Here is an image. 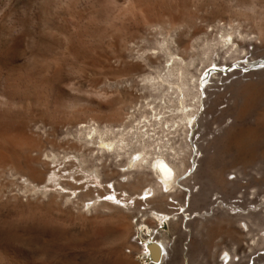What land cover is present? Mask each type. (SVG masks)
I'll use <instances>...</instances> for the list:
<instances>
[{
    "label": "rangeland",
    "instance_id": "rangeland-1",
    "mask_svg": "<svg viewBox=\"0 0 264 264\" xmlns=\"http://www.w3.org/2000/svg\"><path fill=\"white\" fill-rule=\"evenodd\" d=\"M186 8L195 12L188 23L172 18ZM218 25L233 30L235 52L228 53L231 44L218 34L222 43H213L218 52L213 68L219 74L204 95L194 127L196 164L190 169L194 155L186 154L187 181L178 196L159 205L134 195L128 186L103 191L106 186L112 189L116 181L99 185L103 177L98 179L80 167H75L76 176L85 178L79 183L68 179L72 173L65 171L66 164L77 160H61L70 151L63 142L66 126L90 118L113 123L120 114L127 118L132 107L148 95L143 79L155 71L148 66L150 57L158 62L156 66L165 65L168 59L158 42L181 35L189 45L197 27L204 32ZM254 63L256 67H249ZM114 95L125 102L110 106ZM249 95L257 96L253 110L241 117ZM263 112L264 0H0V264H153L143 250L149 241L156 245L158 240L182 247L185 264H212L213 258L220 264L231 260L260 264L264 246L254 254L230 259L221 255L229 248L225 229L212 230L224 218L252 209L264 211V194L256 204L244 201L240 194L257 179L264 180V119L259 116ZM23 116L33 121L25 134L18 129ZM45 118L62 124L58 136ZM175 141L170 143L174 146ZM91 147L93 162L98 164V145ZM54 150L58 158L45 156ZM246 153L247 165L243 166L240 158ZM104 156L111 169L127 171L117 167L111 154ZM229 170L230 180L239 174L234 172L241 173L234 192H224L217 183L218 174ZM54 171L58 176L48 181ZM29 176L37 184L26 181ZM124 178L119 180L126 183ZM62 182L85 187L74 192ZM89 186L93 193H86ZM99 188L102 197L93 205L90 197H98ZM80 193L83 200L77 201ZM62 194H69L70 202ZM100 201L114 209H103ZM242 223L235 225L247 232ZM122 230L125 238L120 237ZM108 231L113 233H107L109 238ZM258 231L248 242L252 246L264 237ZM120 239L127 245L117 257Z\"/></svg>",
    "mask_w": 264,
    "mask_h": 264
},
{
    "label": "bare ground",
    "instance_id": "bare-ground-1",
    "mask_svg": "<svg viewBox=\"0 0 264 264\" xmlns=\"http://www.w3.org/2000/svg\"><path fill=\"white\" fill-rule=\"evenodd\" d=\"M194 14L195 12L186 8V11H182L180 14H173L172 18L179 22L182 19L187 21L188 18ZM226 27L227 26L225 25H218L212 27L210 30L208 28L204 32L202 31L201 27H197L193 34L194 39L191 44L189 41V45H187L188 39L180 37L181 35H175L170 40L164 39L162 42H158V45L161 46L164 57H167L168 59L166 60L165 65L156 66L155 64L158 62L154 61L153 58L150 57V60H148V66L154 68L155 71H153V73H149L143 79L145 90L148 92V95L143 96V100L138 106L132 107V111L127 118H124V115L120 114L118 119L113 123L102 122L100 120L90 118L86 121H78L73 127L66 126V130L61 126L62 130L64 129V133L66 134L63 142H65L70 147V151H66L61 160L72 158L77 160V162L71 161L67 164L66 161L62 162L63 164L67 165L65 171L69 170L72 173L67 178H73L75 182L78 183L83 180L85 176H76V174L79 172L75 170V167H80L82 168L83 172L95 175L98 179L103 177L102 181H97L99 185H103V183L110 185V182L116 181L114 184H112V189H110L109 186H106L104 189H102L103 191L112 192V190H114V192H116L121 187L124 188L128 186L131 187L133 193L135 192L134 195H141L144 199L151 198L152 202H157L159 205H167V199L169 197H174L176 195L178 196V193L181 192L180 186L184 185V183L187 181L186 174L188 173V168L186 165V154L189 153L191 154L190 156L194 155L193 164L190 169H192L193 165L196 164L198 150L194 146V127L198 123V115L200 114L199 112L205 103L206 96L204 95H207L209 86L211 85L213 79H215V77L219 74L217 68H213L216 64L215 56L218 55V52L214 51L215 47L213 43L216 41H218V43H222L217 38V35L221 34V39L224 40L223 42L231 44L228 48V53L235 52L233 49L234 46H236V39L233 38V30H229L231 27L229 29ZM226 38L229 39L227 40ZM242 45L244 44H241V46ZM219 46L217 45L218 48ZM237 51L238 49H236V52ZM248 65L249 67H256L255 63L254 65ZM250 95L249 99H247V103L239 112L241 117L251 114V111L253 110V102L257 96ZM114 96L115 97L113 98L111 97L110 106L114 107L125 102L124 98L116 97V95ZM126 110L128 109L126 108ZM259 116L264 119V112ZM47 118L45 119L47 120ZM49 119L47 121H49ZM32 123L33 121L30 117L23 116L18 124L20 133L25 134L31 128ZM49 124L51 125L52 131L58 136V131H62L60 129V125L62 124H58L53 121H49ZM53 135L51 134V136ZM128 135H130L131 138ZM71 136L73 139L70 138ZM127 136L129 138H127ZM169 136L174 137L171 138ZM176 137L178 138L177 141H175ZM172 141H175L174 146L170 143ZM253 141L254 137L250 143L251 146L254 145ZM91 144L98 145L97 149L100 153L99 158H97V160L100 161L98 164L94 163L95 161L93 160L94 158L92 155V151L94 149L91 150ZM188 149L189 151H187ZM106 153L111 154L117 167H124L127 171L125 173L124 171L121 173L119 170L115 171L111 169L112 166H108L107 163L104 162L105 160L103 161V159H105L104 155H107ZM43 156L44 154L40 156V159ZM45 156L51 157L54 160L58 158L59 155L54 150L51 153L45 154ZM123 157H125V159L122 162L119 161L120 158ZM240 159L241 164L246 166L248 160L247 153L242 155ZM111 161L112 160L109 162ZM45 165L47 164L45 163ZM144 166L148 167L150 172L134 171L137 168H141L142 171V167ZM145 169H143V171ZM229 173L230 170L220 173L217 176V183L220 187H222L224 192L233 191L234 185L241 182L239 181L241 174L240 172H234L237 174L239 173L234 180H230L227 177ZM258 175L263 174L258 173ZM57 176L58 174L56 171L52 172L49 175L48 181H54V177ZM119 178H124L125 181L127 180V182L125 183L122 180L120 181ZM26 181L37 184V182L31 176L26 177ZM142 183H145L144 187H141ZM62 184V186L74 192H76L78 189L82 190L85 187V185L79 186L78 184L72 182H62ZM38 185L40 184L38 183ZM249 188H254L256 192L254 190L252 193H250L248 190ZM249 188L247 189L244 187V189L240 191L241 197L244 199V201L251 204L260 202L261 199L258 200V197L264 194V180L257 179L252 187ZM87 189V191L85 190L86 193L94 192V188L92 186H89ZM95 189H97V187ZM99 190L100 188L97 190L99 193L98 197H95V194L91 196L92 198L90 197V200L93 201V205H96V203L98 204L97 198L102 197L103 193ZM168 190L170 191L169 193H167ZM82 193L84 194V192ZM82 193H80L77 197V201L83 200L82 198H79ZM251 195H253L252 198L250 197ZM60 197H66V202H70L69 194H62ZM115 197V195H111L112 199L117 200ZM262 204L258 205V207ZM110 205L111 204L109 202L100 201V206L103 209H114L110 208ZM94 210L96 209L94 208ZM246 214L247 213L236 214L228 218H224L219 224V227L212 230V232L215 233L221 228L225 229L229 248L224 250L221 255L226 254V257H230L231 259L232 257L239 256L240 254L244 255L246 252L254 254V252L256 253V250L264 246V237L258 239L259 241L257 243L253 242L254 245L257 244L255 246H252L248 243L250 239H254L255 235L253 233H256V230L263 231L264 233V211L257 212L252 209L247 215ZM237 222H245V226L247 227L248 231L245 232L246 229L243 230L242 228L237 227L235 225ZM176 227L178 228L177 225ZM124 232L126 231L122 230L119 232L121 238L125 236ZM107 233L113 234L108 231L105 234L106 236L108 235ZM110 234L108 236H110ZM122 240L123 239H120V244L115 250L117 257L118 255L121 256L127 245V243ZM155 240L156 239H154V242ZM152 244L155 243L149 241L148 249H144L143 251L149 254L150 258L154 261L153 264H185L184 256L182 257V255H184V251L181 250L182 247L180 248L178 244L167 243L165 240L156 241V245ZM131 249L134 252L137 251L132 247ZM259 256L261 259L260 264H264V255L259 254ZM212 264L220 263L219 261L217 262L215 258H213ZM221 264H223V262ZM230 264L239 263H235V261L231 260Z\"/></svg>",
    "mask_w": 264,
    "mask_h": 264
}]
</instances>
